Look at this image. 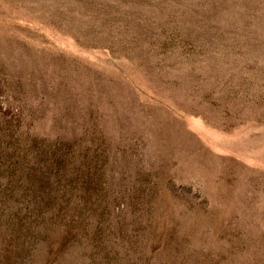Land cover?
I'll list each match as a JSON object with an SVG mask.
<instances>
[{"label":"rangeland","instance_id":"rangeland-1","mask_svg":"<svg viewBox=\"0 0 264 264\" xmlns=\"http://www.w3.org/2000/svg\"><path fill=\"white\" fill-rule=\"evenodd\" d=\"M0 264H264V0H0Z\"/></svg>","mask_w":264,"mask_h":264}]
</instances>
